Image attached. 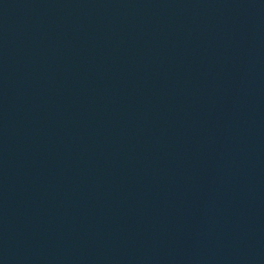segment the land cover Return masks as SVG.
I'll return each mask as SVG.
<instances>
[{
  "label": "water",
  "instance_id": "95a60500",
  "mask_svg": "<svg viewBox=\"0 0 264 264\" xmlns=\"http://www.w3.org/2000/svg\"><path fill=\"white\" fill-rule=\"evenodd\" d=\"M0 264H264V0H0Z\"/></svg>",
  "mask_w": 264,
  "mask_h": 264
}]
</instances>
